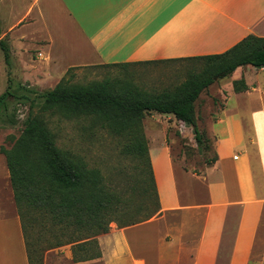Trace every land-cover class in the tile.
Instances as JSON below:
<instances>
[{
	"label": "crops",
	"instance_id": "obj_1",
	"mask_svg": "<svg viewBox=\"0 0 264 264\" xmlns=\"http://www.w3.org/2000/svg\"><path fill=\"white\" fill-rule=\"evenodd\" d=\"M0 31L22 79L39 89L72 68L222 54L264 37V0H0ZM34 47L45 66L30 76ZM4 65L0 56V83ZM239 80L247 90L236 93ZM213 87L223 101L196 114L216 161L200 173L178 166L170 148L192 141L191 128L170 115L143 121L160 211L122 229L126 264H264V68L239 67ZM3 158L0 264H29Z\"/></svg>",
	"mask_w": 264,
	"mask_h": 264
},
{
	"label": "trees",
	"instance_id": "obj_2",
	"mask_svg": "<svg viewBox=\"0 0 264 264\" xmlns=\"http://www.w3.org/2000/svg\"><path fill=\"white\" fill-rule=\"evenodd\" d=\"M0 49L8 63L5 42L0 41ZM179 60H202L205 67L180 86L160 93L141 90L130 81L74 84L65 78L69 74L72 77L71 72L76 69L72 68L53 89L37 96L41 102L36 112H31L30 107L19 138L9 150L0 148L9 170L29 264H33V259L26 237L36 221L35 212L41 220L49 222L51 249L76 243L73 246L75 262L100 257L96 252L89 254V248L95 246V237L108 232L110 223L124 229L156 216L160 204L144 135L145 116L170 115L191 128L195 142L201 144L203 137L195 118L196 101L203 91L239 67L264 68V37L249 35L222 54ZM152 63L156 62L106 66ZM233 90L246 91L244 80L233 82ZM11 98L16 97L8 87L0 95V112L7 111ZM47 115L85 119L89 129H98L119 139L120 154L138 163L128 187L132 195L128 198L125 191L111 186L80 155L57 147L55 134L45 119ZM215 161L216 156L211 162ZM135 193L140 196L137 203L130 200Z\"/></svg>",
	"mask_w": 264,
	"mask_h": 264
},
{
	"label": "rangeland",
	"instance_id": "obj_3",
	"mask_svg": "<svg viewBox=\"0 0 264 264\" xmlns=\"http://www.w3.org/2000/svg\"><path fill=\"white\" fill-rule=\"evenodd\" d=\"M0 51L2 50L0 49ZM41 51L34 47L29 53V61L35 67L29 69L27 66H23L25 70L29 69L27 74L30 76L41 74L38 65L45 66V62L38 57V54L42 55ZM8 52V63L4 60V79L3 83H0V95L10 87L16 98L9 99L7 111L0 112V148L5 150H9L14 141L21 135L30 107L32 106L31 112L37 111L41 102L37 96L53 89L56 85L53 78L49 84L46 82L44 87L39 89L32 87L22 79L23 75L18 67L23 64L17 62L15 50L10 51L8 48ZM0 56L3 63L4 54L0 52ZM204 67L205 62L202 60L162 61L126 67L94 65L76 68L72 70L71 78L70 74L65 78H69L71 83L82 85L104 80L112 82L130 81L141 90L160 93L180 86L192 75L200 74ZM217 95L216 88L211 85L201 93L195 103V110L201 112L206 105L210 106L213 103L216 105L217 101L221 104L223 98L217 99ZM21 96L27 97V99ZM148 116L152 115L145 116L144 120ZM160 116L154 120L167 121L165 120L167 116ZM195 118L199 132L203 137L201 144L196 143L194 139L192 141L180 139L176 143L170 144V148L172 157L178 166L186 171L200 173L209 166L215 157V152L213 143L203 128V119L199 118L197 114ZM45 119L49 129L55 134L57 147L80 155L89 167L98 169L111 186L125 191L128 198L132 195L128 187L132 180L131 177L136 175L134 168L138 163L120 154L121 141L119 139L98 129H89L90 124L85 119H67L59 115H47ZM144 135L146 138L145 130ZM3 160L5 162V158ZM139 199L138 193L133 194V197L130 198L134 203H137ZM34 216L36 221L34 225L31 224V229L26 237L28 252L32 256L33 264H126L123 243L119 244L118 242L123 230L118 228L116 223H110L108 232L95 237V246L89 248V254L96 252L100 255L99 258L86 262H75L73 260V246L76 243L51 249L52 239L49 232V222L41 220L38 212H35Z\"/></svg>",
	"mask_w": 264,
	"mask_h": 264
},
{
	"label": "built area",
	"instance_id": "obj_4",
	"mask_svg": "<svg viewBox=\"0 0 264 264\" xmlns=\"http://www.w3.org/2000/svg\"><path fill=\"white\" fill-rule=\"evenodd\" d=\"M38 56L40 57V56H41V54H38Z\"/></svg>",
	"mask_w": 264,
	"mask_h": 264
}]
</instances>
